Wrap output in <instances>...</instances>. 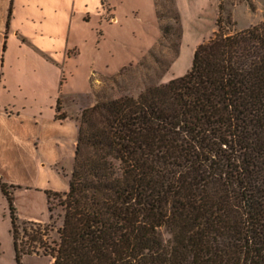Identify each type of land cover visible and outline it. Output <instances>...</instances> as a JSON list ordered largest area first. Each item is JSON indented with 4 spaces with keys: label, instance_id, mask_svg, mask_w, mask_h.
Returning <instances> with one entry per match:
<instances>
[{
    "label": "trees",
    "instance_id": "trees-1",
    "mask_svg": "<svg viewBox=\"0 0 264 264\" xmlns=\"http://www.w3.org/2000/svg\"><path fill=\"white\" fill-rule=\"evenodd\" d=\"M153 1L175 54L173 0L170 14ZM216 27L184 75L82 108L67 190H45L47 222L21 221L26 247L1 183L18 264H264V19Z\"/></svg>",
    "mask_w": 264,
    "mask_h": 264
},
{
    "label": "rangeland",
    "instance_id": "rangeland-1",
    "mask_svg": "<svg viewBox=\"0 0 264 264\" xmlns=\"http://www.w3.org/2000/svg\"><path fill=\"white\" fill-rule=\"evenodd\" d=\"M96 1L100 4L97 10L80 13L74 19L71 45L63 60H35L29 54L22 56L26 51L15 46L12 62L2 66V79L7 80L11 91L0 95V110L40 118L41 127L29 132L39 137L42 146L34 147L16 127L12 130L18 134L12 143L0 137V264H18L8 200L1 183H6L12 198L19 240L26 247L30 241L21 221L47 222L45 187L52 186L49 190L56 192L67 190L76 133L70 128H76L82 108L95 102L96 92L104 90L108 96L136 93L148 84L184 75L195 47L216 31L219 14L224 30L230 32L264 19V0H173L181 28L177 52L173 54L167 42H160V25L170 19H158L153 0ZM158 2L161 12H170L167 0ZM116 76H120L118 83L107 79ZM57 100L60 112L68 119L60 127L53 121ZM53 157L58 160L49 161ZM25 229L30 232L33 228L26 225ZM19 264H49V257L23 254Z\"/></svg>",
    "mask_w": 264,
    "mask_h": 264
},
{
    "label": "crops",
    "instance_id": "crops-1",
    "mask_svg": "<svg viewBox=\"0 0 264 264\" xmlns=\"http://www.w3.org/2000/svg\"><path fill=\"white\" fill-rule=\"evenodd\" d=\"M98 5L96 0H0V95L11 91L7 80L2 79L1 69L3 64L12 62L15 46L26 51L22 56L29 54L35 60H63L71 45L69 35L74 19L80 13L97 10ZM53 121L60 127L68 119ZM39 123L40 118L9 113L5 108L0 110V137L12 143L17 138L18 133L12 130L16 127L17 132L31 139L34 147L40 148L39 137L29 132L31 128H40ZM71 129L76 131L74 126ZM75 137L76 133L72 140L73 152ZM62 188L64 186L56 189ZM45 189H52V186Z\"/></svg>",
    "mask_w": 264,
    "mask_h": 264
}]
</instances>
